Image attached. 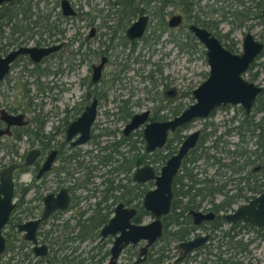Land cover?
<instances>
[{"label":"flooded vegetation","instance_id":"flooded-vegetation-1","mask_svg":"<svg viewBox=\"0 0 264 264\" xmlns=\"http://www.w3.org/2000/svg\"><path fill=\"white\" fill-rule=\"evenodd\" d=\"M24 1L28 5H19L18 2ZM134 1L135 0H112L105 10L106 14L104 17L109 21L115 19L113 21L114 26L113 23L111 25L107 24L105 26V28L108 30L105 46L106 50L105 53L99 57L98 63L102 59L104 61L99 72V77L94 82L91 81L93 72L92 68L98 63L90 65L88 83L90 87H94L103 81V69L108 64L110 57L108 51L118 48L116 52L117 54L114 55H123L124 59L125 57L127 58L131 56L134 51V43L137 40H142L146 33L149 16L146 14L147 11L145 10V7H147L151 2L160 3L157 10L158 13L151 15L153 17L156 16L158 19L157 34H153V38L155 40L154 42H157L159 45L158 49L161 50L159 56L161 58L163 57V59L169 56L170 50H162L165 44H172L174 48L179 49V55L182 53L187 54V48L183 46L184 44L174 40L171 34V29L174 30L183 23V14L189 15V6L194 0H184L187 2V5L184 7L180 4L183 13H169L167 20L164 19L166 14H163V10L167 6L175 5V0H173V2L169 3L168 5L163 4L165 0H136V4H134ZM31 2L32 0H11L0 4V36L3 26L11 24L9 36L5 38L6 44L2 47V44L0 43V57H3L8 52L16 50L20 47L48 48L54 45H58V47L42 56L37 62L31 61L28 54H17L9 63L8 72L0 81V86L7 78V75L14 68H16L17 63L20 62V67L22 68L21 71L25 70L26 66L33 67L32 70L28 71L33 75L34 84L38 85L37 89H39V85H41L38 80L39 75H58L63 73L64 70L67 75L72 77H75L78 74L80 63L83 60L81 57L84 55L80 51L78 31L79 26L76 27L75 24L71 26L72 35L69 36L70 38L68 40L56 39L54 35H62L64 33V30L58 27L61 20H79L87 13H78V10H75V8L72 7L67 0L72 13L64 14L62 6L60 5L61 0H58L56 7L48 6V8L44 10L45 12L41 15L31 11ZM138 5L142 6L139 7ZM212 10L217 11L216 8H212ZM96 11L99 13L101 8H97ZM32 14H36V16L35 19L31 21V23L35 28L38 29L34 30L36 33L32 32L29 35L26 33L28 29L30 30L26 21L29 20ZM17 15L20 16L19 19L16 18ZM174 15L179 16V21L176 25L170 26L169 20ZM53 16L56 17V20H54V22L48 21L49 18ZM140 16L146 17L144 29L139 37L130 39L126 35V30ZM2 19H4V21ZM86 20L87 21L84 26L87 25V27H89V31L84 40L86 39V41H88L96 37L97 31L94 26H90V17H88ZM21 22H23V24ZM205 23L215 25L214 21L204 22L201 20L200 22L197 17H195L194 21L188 22L186 24L188 33L197 42L199 41L189 30V26L196 25L198 27L204 28L203 25ZM117 25L119 26V30H117ZM120 29L122 31V35L120 34ZM40 33L41 37L36 40L33 39V34L39 35ZM161 34H166L167 38L158 41ZM261 42L264 43V41ZM74 43H76V46H73V48L69 50L70 44L74 45ZM199 43L202 44L201 42ZM4 48H6V50L2 51ZM158 49L152 48L148 55L151 56L153 53H157ZM89 51L91 53L93 52L91 50ZM61 56L63 57V60L66 64L65 69L63 70L60 66H58L56 70L50 71L49 67L52 64L53 59H59ZM137 56L138 55L136 54L131 59L137 60ZM124 59L122 58V60ZM140 60L144 61L143 59ZM254 61L249 67L253 65ZM145 62L147 64L149 63L147 60H145ZM58 63L60 65V62ZM164 65L166 64L164 63ZM121 71L122 68H117L116 72L119 74L111 75L112 77L110 81L112 83L120 79ZM142 71L143 70L141 69V72L138 73L136 70L135 76L140 81L139 83L143 82V80L152 83L149 71L146 73H143ZM20 79V77L13 78L12 81L14 83L10 86V88H20L24 92H28L29 90L26 88V86L29 85L28 81L21 79L20 82ZM70 83L71 84L61 83L58 86V89L64 88L63 92H67V90L70 88V85L73 86V80ZM51 85L52 84H50L48 87L40 86L41 89L39 90H42V88H54V86ZM129 85H131L130 89H132L134 92L137 91L138 88L136 86H133L132 84ZM110 88L111 85L108 84V86L105 85V87H102V89L99 91L92 90L86 92L82 99H80V101L77 102L75 106L63 107L61 112H59L62 114V117L60 118L56 117L57 114L55 115L56 111L52 110L53 108H51V110L41 117V121H38L26 118L27 108H23V110L13 113L15 108L1 106L0 109H4L9 114H22L23 117L21 120L24 123L9 125L7 128L9 133H4L0 136V140L3 138L9 140L10 143L6 146V149L9 154L12 155V157L9 158L7 162L0 166V170L8 165H15L11 171L12 189L10 202L13 206L9 212L6 223L1 228V235L3 236V228L7 225H10V227L13 229V241L16 243L13 245L10 244L9 241L6 242V239L3 236L4 249L0 256L6 250H10L12 254L9 260L13 261V264H17L23 259L28 262V264H85V262L87 264H107L111 258L110 248L113 245L114 238L118 236L120 232L116 230L113 234L107 233L102 236L100 234V230L109 222L110 219L114 217L115 208L117 205H121L122 208H131L134 210L133 215L129 219L131 224H145L142 221L145 215L151 217V220L154 218L149 212L144 210L142 205L143 196L148 191L147 188H145V185L148 183V181H151L154 186V180L150 179L144 182H137L132 179L133 172L136 168L143 165H148L144 163V154L146 155L147 153L150 155V164L155 163L157 158L169 155L167 153L159 155V153L161 150L170 146L171 141L175 140L174 138L178 136L177 134L179 131L187 127L189 128L190 125L199 120L205 121L206 118H209L214 114V112L218 110H223L226 112L229 108L238 106V110H240V119L237 121L236 126L232 124L235 122L236 118V116L233 114L227 118H224L218 123H207L203 124V126H200L199 128L189 129L186 135L194 130H197L198 134L194 145L189 148L186 154L183 156L177 173L172 179V197L170 200L169 211L164 216L159 217L162 224L161 236L152 244L148 245L143 254H140V250L145 244L144 240H138L134 244L127 243L123 245L118 252L117 257L115 258V264H243V260L241 259H243V257L246 255L248 257V254V264H264V229L251 226L240 221L232 224L230 222H225L222 218L223 214L231 213L237 206L247 202L259 194L263 185L262 176L264 175V165L257 164L255 161V156L256 154L259 155L261 159L260 161H262L264 160V152L261 150L255 151V144L253 141L257 133H261L262 130L264 131V115L262 114V111L256 110L255 108L256 100L259 96H261L264 88L261 87L262 90L256 96L255 102L249 112H245L239 104L227 103L225 105L219 106L210 111L209 114L204 118L192 119L189 122L183 124L181 127L174 129V131H167L163 146L160 148H155L151 151H147L145 149V141L142 135L145 124L152 121L160 122L173 118L182 109L186 108L195 101L192 96V90L194 88L190 92L193 101L185 107L182 106L179 107V109H175V106L170 108V99H167L166 104L163 106H155V101L158 99V97L155 94V86H152L153 94L150 96V98H145V102L140 103L141 109L137 113L128 112L127 105H129V102L124 99L119 100L118 95L115 94L111 99V102L117 108L115 113L116 119L123 120V125L120 127L119 132L115 128L105 129L106 135L120 133V136L116 140H111L108 145H103V147L100 148L101 155H99L98 160L99 164L101 163L105 166L109 164L111 160L115 161L116 159H114V156L121 154L119 148L122 146H126L130 153L136 152L130 155V159L123 158L119 164H115L114 166H111L109 170H107V172L113 173L115 178H117L118 174L120 173L131 186L128 187L127 184H121L117 182L112 185V181L109 178L107 179L109 185L100 189L101 195L97 200H95V196L97 192H99L93 181L95 178V166L90 164L88 159L81 163L76 159V157L78 155L79 147L90 143L95 138L92 134V129L94 127L97 107L104 102L105 94ZM127 88L128 87H126V89ZM161 92L171 96L174 94L175 90L173 87H170L168 90L162 89ZM93 99L96 102L95 115L90 125L89 136L83 143L73 144V142L79 137V133L77 132L69 139H66L67 127L84 112L85 108L90 105ZM117 104L120 105L117 106ZM160 108L161 110L169 108L167 117L157 115ZM143 112H146L144 121L136 128L125 134L123 131L126 124L130 122L131 118L135 114H140ZM256 112L261 114L258 122H255L254 120ZM35 122H37L36 124L38 125H35ZM46 122L49 123L48 129L46 132H42L41 129L44 123L46 124ZM257 123L258 125H263V129L256 128ZM32 126H34V128L31 129ZM5 127L6 123L0 119V128L4 129ZM206 129L209 130L205 131ZM221 129L222 132L220 131ZM257 130L258 132H256ZM232 134H235L237 142L233 144L231 149H228L226 147L227 145L230 146V142L227 139H229ZM136 136H138L139 141L133 138ZM185 136H183V139ZM22 137L25 138L27 144L25 148L22 145ZM57 137L60 138V141H56L54 145H50L54 138ZM210 138L212 139L208 140ZM135 141L136 143L140 142L142 149L136 146ZM181 141L182 140L179 141V144ZM207 141H209V144H207ZM250 146L254 147V149L250 148ZM139 149L142 151L141 154H137ZM105 150L107 151L105 152ZM30 151H37V153L29 163L25 164V157ZM67 151L69 152L66 154ZM175 152L176 150L172 152L171 155H173ZM89 153L90 152L87 151L84 154L85 157ZM47 159H49V164L42 170ZM209 168H214L211 174H208ZM152 169L153 174L157 175L159 170L155 171L153 167ZM131 170L132 173L129 176L128 174ZM179 171H182L183 174H179ZM225 173H227V175ZM182 179L184 182H182ZM48 181L53 182L54 185L49 189L46 186V182ZM231 182L233 183L232 188H230L229 185ZM257 186H259L258 189ZM61 190H64V193L67 197L66 206L63 208L56 207L52 209V211H50L45 218L39 221L33 232V237L35 240L34 243L32 240L26 239V231L20 230L18 226L38 219L42 215L43 209L47 203L50 205L58 204L54 202V198L58 193L61 192ZM76 190H80L84 192V194L80 197H76L73 194ZM182 193H184V195H182ZM47 196L50 197L48 198ZM216 196H219V199L215 198ZM182 199L183 201H181ZM59 200L60 199H57L56 202H59ZM90 200H93L92 204ZM78 203H81L84 206L80 207V209L77 211V214L72 216L75 217L76 220L82 218L81 220L76 221L77 234H75L74 237H70L69 235L65 234L63 242L65 243L72 238H77V240L81 241L89 238H98V243L96 246L88 248L90 249V252L89 254L87 253V258H80L79 254H68V256L59 257V252L67 251L68 249L75 253L76 246L70 247L68 245H63L64 243L59 242L58 239L54 241L56 244L50 243L48 237L51 231L50 229L43 230V227L51 221L52 222L50 225L56 226L57 224H54L53 221H57V219L63 217L64 214L70 212L73 207H76ZM184 205H187L188 208L184 213H181V208ZM204 205L206 206L204 207ZM172 206H174V212L178 216L177 223L165 220V217L171 213ZM88 211H91V213H88ZM190 211L198 212L200 214L211 212L213 216L210 218L201 219L194 223V217ZM222 224H226L227 228L222 230ZM168 225L172 227V231L178 228L183 231L181 239H171L170 237L166 238L164 236V226ZM63 229H68V231L70 230V228H66V226H64ZM240 232H245L247 235L250 234L249 240L242 243L240 241L241 239L237 237ZM14 235H16V237ZM197 236H206V239L201 244L187 252H184L183 249L179 247V242L187 241ZM214 238H218V242L223 244H220L222 246L216 244L217 246H215L214 252L211 254V250L214 247ZM104 240L109 241V245L107 248L101 250V243ZM249 243H252L250 250L247 248ZM42 245L44 246L43 253H41V249H33L34 246L41 247ZM209 246H211V248H209ZM95 247L97 252L93 253V251H95ZM220 247H223V249L221 250ZM132 248H136V252H134V254L131 253V255L124 260H120L122 253L127 249L131 250ZM138 258L141 260L136 262ZM29 260L32 261V263H30ZM8 263L9 261L7 264Z\"/></svg>","mask_w":264,"mask_h":264},{"label":"rangeland","instance_id":"rangeland-1","mask_svg":"<svg viewBox=\"0 0 264 264\" xmlns=\"http://www.w3.org/2000/svg\"><path fill=\"white\" fill-rule=\"evenodd\" d=\"M112 0H68V2L71 4L72 7L75 8V10H78V13L85 14L83 18H80L79 20H70V21H64L61 20L60 25L58 26L60 29L64 30V33L62 35H54L56 39H64L68 40L72 35V29L71 26L75 24V26H79V44H80V51L84 55L81 57L83 60L80 63L78 74L75 77L69 76L65 72V61L63 60V57L61 56L59 59H53L52 64L49 67V70H56L58 66L61 67V69L64 70L63 73L60 74H54V75H39V82L41 85H39V89L41 87H48L50 84L54 86V88H42V90L37 89L38 85L34 84L33 75L28 71L32 70V66H26L25 70L21 71V62L17 63V67L14 68L8 75L7 78L2 82V85L0 86V108L2 107H13L15 108L14 112H18L20 110H23V108H27L26 118L32 119V120H38L41 121V117L44 116L51 108L52 110H55L57 114L56 117L60 118L62 117L61 112L62 108L67 106H75L77 102L82 99L83 95L92 90L99 91L102 89V87H105V85L108 86V84L111 85V88L106 92L105 99L102 104H100L97 107V113L96 118L94 122V127L92 129V134L95 137L93 141L90 143L85 144L84 146L79 147L78 155L76 159L80 161L81 163L84 162V160L88 159L90 161V164L95 166L94 170V183L97 187V192L95 200L98 199V197L101 195L100 189L104 186L109 185V182L107 179L110 178L112 181V185L117 182L121 184H127L128 187L131 185L128 181H126L123 176L119 173L118 177L115 178L114 174L111 172H107V170L110 169L111 166H114L115 164H119L120 161L125 159H130V155L134 154L136 152H129L126 146H122L119 148V151L121 152L120 155L114 156L115 161H112L107 164L106 166L103 164H99V155L100 154V148L110 143L111 140H116L120 133L112 134V135H106L105 129H112L115 128L119 132L120 127L123 125V120L116 119V111L117 108L114 106L111 102V99L116 94L118 95V99H124L129 102V105H127L128 112L131 113H137L141 109L140 103L145 102V98H150L152 93V86H155V94L158 97V99L155 101V106H163L166 104L167 99H170L171 106L170 108L175 106V109H179V107H185L189 103L193 101L191 97V90L195 87H197L207 76L208 66L205 61L204 57V47L202 44L197 42L187 31L186 24L188 22H192L195 20V17H197L200 22L203 20L204 22L208 21H214L215 25H212L210 23H205L203 27L207 29L211 34L215 35L221 44L231 51L232 53L239 54L241 52V40L242 37L246 32H249L255 39L259 41H264V20L260 16V12L262 9H264V0H194L192 4L189 6L190 13L189 15L183 14L184 21L183 23L176 29L172 30V36L176 42H180L181 44H184L187 48V54H181L179 55L178 51L179 49H176L172 46V44H165L163 47V51L170 50L169 56L164 58H161L159 45L157 42H154L153 34H157V21L158 19L151 15L154 13H158V6L160 3H149L147 7H145V10L147 11L146 14L149 16V22L148 27L146 30L145 35L143 36L142 40H137L134 43V51L131 54L130 57H123V55H114L117 54V49H112L108 51L110 54L108 64L103 69V81L95 85L94 87H90L88 85L89 83V74H90V65L91 64H97L99 61V57L102 56L105 53L106 50V37H107V28L105 26L111 25L113 23L114 26V20H106L104 17L105 10L107 9L108 5L110 4ZM136 0L134 1V4ZM23 4L28 5L25 1ZM32 5L31 11L36 12L38 14L44 13L45 9L48 8V6H57L58 0H32L30 3ZM34 4V5H33ZM139 4V3H138ZM7 6V5H5ZM141 7L142 5H138ZM97 8H101V11L98 13L96 11ZM212 8H216L217 11H213ZM3 9V8H2ZM56 11V10H55ZM1 12V10H0ZM169 13H183L180 1L175 0V5L173 6H167L163 10V14H166L164 17L165 20H167V16ZM36 14H32L29 18V20L26 21L27 25L29 26L30 30H27V34H31L32 32L36 33V29L31 23L33 19H35ZM90 17V26H94L96 29V37L86 41L84 38L87 36V33L89 31V27L84 26L86 24V19ZM19 15L16 16L17 19H19ZM111 19V18H110ZM4 21V19H2ZM1 20V21H2ZM56 20V17H50L48 21L54 22ZM6 21V20H5ZM131 21V20H130ZM129 21V22H130ZM12 23V22H11ZM23 24V22H21ZM19 23V24H21ZM4 24V23H3ZM202 24V23H201ZM200 24V25H201ZM11 24L4 25L2 28V33L0 36V43L3 47L6 44V37L9 36V30H10ZM32 27V28H31ZM42 30V29H41ZM117 30H119V26L117 25ZM168 32V31H167ZM42 33V32H41ZM41 33L33 34V39H38L41 37ZM120 34L122 35V31L120 29ZM166 34H161L159 36L158 41H161V39L167 38L164 37ZM73 46H76V43L70 44L69 50L73 48ZM182 47V46H181ZM158 49L157 53H153L151 56L148 55L151 52V49ZM6 48L2 49V51H5ZM93 51L92 53L89 51ZM103 52V53H101ZM4 53V52H1ZM101 53V54H100ZM137 56V60H132L131 58L135 55ZM125 55V53H124ZM122 58L124 60H122ZM143 59L144 61L140 60ZM189 59V61H188ZM147 60L149 63L147 64L145 62ZM60 62V65L59 63ZM164 63L166 65H164ZM44 67V66H43ZM117 68H122V71L120 73V79L116 82H111V75L113 74H119L116 72ZM146 73L149 71V74L152 79V83L149 81L143 80V82L139 83L140 81L135 76L136 70L138 73L141 72ZM66 74V75H65ZM20 77L22 80H27L29 85L26 86L28 88V92H24L20 88H14L11 89L10 86L14 83L12 81L13 78ZM243 78H245L247 81L252 82L255 85H259L262 88H264V50L262 53L255 59L253 65L247 69V71L242 75ZM74 78V79H73ZM20 79V82H21ZM73 80L74 84L73 86L70 85V88L67 90V92H63V89H58V86L62 84H71L70 82ZM129 82V83H127ZM129 84H132L133 86H136L138 89L136 92H134L132 89H130ZM51 85V86H52ZM41 86V87H40ZM57 86V87H56ZM126 87H128L126 89ZM170 87H173L175 92L171 96H168L161 92V90H168ZM121 95V96H120ZM165 99V100H164ZM261 101L264 103V89L260 96ZM120 104H117L119 106ZM238 106H234L233 108H229L226 112L223 110H218L214 112L212 116L209 118H206L205 121L199 120L188 128H184L183 130L178 132V136L175 137V140H172L170 143V146L166 149H163L160 151L159 155L163 154H169L165 155L164 157H159L156 159L155 163L150 164L149 161L151 160L150 155L146 153L144 154L145 158V164L151 165L155 171H158L160 166L163 165L164 161L174 152L177 150L179 146V141L183 139V136H185L189 129L192 128H199L200 126H203V124L207 123H218L224 118H227L231 115H235V122L234 126H236L237 121L240 119V110H238ZM169 108L162 109L160 108L159 112L157 113L158 116L167 117ZM59 113V114H58ZM262 114H264V111H262ZM261 116L260 113L256 112L254 116L255 122H258L259 117ZM37 122H35V125ZM56 123V122H55ZM34 125V124H33ZM40 126V125H39ZM49 123H44L42 127V132H46L48 129ZM209 127V126H208ZM34 128V126L31 127V129ZM209 129H206L205 131H208ZM222 132V129L220 130ZM258 132V130L256 131ZM134 139H138V136L133 137ZM213 138V137H212ZM212 138L208 139L211 140ZM257 137H255L253 143ZM23 147H26V141L25 138L22 137ZM230 146L227 145L226 148L231 149L233 144L237 142L235 134H232L229 139ZM56 141H60V138H54V140L50 143V145H54ZM137 141V142H138ZM262 142V141H261ZM9 140L3 138L0 140V166L7 162L9 158L12 157L11 154L6 149V146L9 144ZM137 147L141 148V144L136 143ZM207 144H209V141H207ZM250 148L254 149V147L250 146ZM142 149V148H141ZM89 151L90 153L85 157V153ZM107 150H105L106 152ZM20 152V151H19ZM69 151L66 152V154ZM141 150H138L137 154H141ZM170 152V153H168ZM148 157V158H147ZM225 162V161H224ZM73 164V163H71ZM214 168L208 169V174H211ZM132 170L129 172V176L131 175ZM179 174H183L182 171H179ZM227 175V173H225ZM76 176V175H75ZM79 176V175H78ZM112 178V179H111ZM55 181V180H54ZM182 182L184 180L182 179ZM230 188H232L233 183L231 182ZM46 186L49 189L50 187H53V182L48 181L46 182ZM154 186L151 181H148L146 183L145 188L147 190L152 189ZM74 196L80 197L84 194V192L80 190H76L74 193ZM116 194V193H114ZM215 198L219 199V196H216ZM79 199V198H78ZM183 201V199L181 200ZM91 204L93 200H90ZM84 206L81 203H78L76 207H73V209L70 212H67L63 215V217L57 219V221H53L54 224H57L56 226L50 225L51 222L46 224L43 227V230H49L51 233L49 234V241L52 244H56L54 241L57 239L59 242L64 243V235L67 234L70 237H74L75 234H77V226L75 217H72L77 214V211L80 209V207ZM206 205H204L205 207ZM88 213H91V211H88ZM151 220V217L148 215L144 216L143 223H148ZM84 224V221H83ZM64 226L66 228H70L64 230ZM227 228L226 224L221 225V229L224 230ZM166 230L172 231L171 226H167ZM247 233V232H246ZM2 234L4 238L6 239V242H10V244L15 245L16 243L13 241V229L10 227V225H7L3 228ZM218 235V233H217ZM245 234V232H240L237 237H239L242 243L246 242L250 238V234ZM16 237V235H14ZM98 238L96 239H84V240H77V238H72L68 241H66L63 245H68L70 247H75V253L73 251H70L69 249L67 251H61L58 253V256H68L79 254L80 258H87L91 247L96 246L98 243ZM109 241L104 240L101 243V250L104 248H107ZM216 244H223L218 242V238H214L213 241V248L211 250V254L214 252ZM252 243L248 244V249L250 250V246ZM162 245V243H161ZM222 246V245H220ZM211 248V246H209ZM222 250L223 247H220ZM87 250V251H86ZM70 251V252H69ZM86 251V252H84ZM97 252V249L95 247V251ZM136 252V248H132L131 250L127 249L125 252L122 253L120 260H124L125 258L129 257L131 253L134 254ZM88 253V254H87ZM12 252L10 250H6L1 256H0V264H13V261L9 260ZM243 254V253H242ZM247 254V253H246ZM249 257V254H248ZM247 255L243 257V264H248ZM211 259V258H209ZM214 259V258H212ZM30 263L32 261L29 260ZM17 264H28L24 259L17 263ZM85 264H87L85 262ZM251 264V263H249ZM259 264V263H258Z\"/></svg>","mask_w":264,"mask_h":264},{"label":"water","instance_id":"water-1","mask_svg":"<svg viewBox=\"0 0 264 264\" xmlns=\"http://www.w3.org/2000/svg\"><path fill=\"white\" fill-rule=\"evenodd\" d=\"M11 0H0V4ZM63 13H72L67 0H61ZM261 18L264 19V10L261 11ZM146 17H138L126 30L128 38L132 39L139 37L144 29ZM179 21V16L174 15L169 20V25H176ZM189 30L205 47V59L208 66V75L196 88L192 90V96L195 100L193 103L182 109L173 118L160 122H149L143 128V139L145 141V149L147 151L154 150L163 146L167 131L181 127L183 124L195 118H204L213 109L230 104H239L245 112H249L255 102L256 96L261 92L262 88L258 85L247 81L242 75L247 71L250 64L263 51L264 43L255 39L249 32H246L241 40V52L239 54L232 53L226 49L221 42L212 35L209 31L196 25L189 26ZM58 45L48 48L36 47H20L10 51L3 57H0V81L8 72L9 63L14 57L19 54H28L33 62H37L42 56L56 49ZM103 59L93 66L91 81H95L99 77V72L103 64ZM96 102L93 99L84 112L67 127L66 139H69L75 133H79L77 140L73 144L83 143L89 136L90 125L94 119ZM22 114L12 115L4 109H0V119L6 123L4 129L0 128V136L8 132V126L11 124L24 123ZM146 117V112L135 114L129 123L126 124L124 133L136 128L141 124ZM198 131L194 130L182 139L176 152L168 157L164 164L160 167L157 175L153 174V169L149 165H143L134 170L132 179L137 182H144L150 179L154 180V188L148 190L142 199V205L145 211L149 212L154 218L145 224H131L130 217L134 210L131 208H122L117 205L115 215L109 222L104 225L100 234L104 236L107 233H114L118 230L120 233L114 238L113 245L110 248L111 258L107 264H115V258L121 247L127 243L134 244L138 240H144L145 244L140 250L143 254L146 247L152 244L161 236L162 224L159 217L168 213L170 200L172 197L171 182L180 166L183 156L187 150L191 148L196 140ZM37 151H30L25 157V164L29 163ZM50 159V158H49ZM49 159L45 162L42 170L49 164ZM15 165H8L0 170V254L4 249V238L1 235V228L6 223L12 204L11 197V171ZM263 185L259 194L247 202L237 206L231 213L223 214L222 218L225 222L242 223L260 227L264 229V175ZM48 198L50 196H47ZM60 199L59 202H56ZM54 202L58 204L45 205L42 215L35 220L19 225L20 230H25V238L32 240L34 243L33 232L40 220L45 218L47 214L56 207L63 208L66 206L67 197L64 190L54 198ZM194 217L193 222L196 223L201 219L210 218L213 216L211 212L200 214L190 211ZM206 239V236H197L193 239L179 242V247L184 252L198 246ZM34 250L41 249L44 251V246L33 247ZM141 259L138 258L136 262Z\"/></svg>","mask_w":264,"mask_h":264},{"label":"trees","instance_id":"trees-1","mask_svg":"<svg viewBox=\"0 0 264 264\" xmlns=\"http://www.w3.org/2000/svg\"><path fill=\"white\" fill-rule=\"evenodd\" d=\"M181 3V6H186L187 5V2L186 1H184V0H179ZM171 2H173V0H165L164 2H163V4L164 5H168L169 3H171ZM19 3V5H21V4H23V2H18ZM255 108H256V110H259V111H264V103L261 101V99H260V96L257 98V100H256V103H255ZM264 115V114H263ZM263 126V125H262ZM261 125H258V123H257V125H256V128H262L263 129V127H262ZM263 133H264V131L262 130L261 131V133H257V135H256V141H255V151H259V150H261L262 152H264V140H263ZM177 137V136H176ZM262 141V142H261ZM258 154H259V152H258ZM262 158V157H261ZM264 159V158H263ZM261 159H260V157H259V155H257L256 154V156H255V161H256V163L257 164H262V165H264V160H262V161H260ZM182 167H183V165H182ZM176 182V181H175ZM258 187L259 186H257V189H258ZM182 195H184V193H182ZM188 208V206L187 205H184L182 208H181V213H184L185 211H186V209ZM177 219H178V216L176 215V213L174 212V206H172V208H171V213L169 214V215H167L166 217H165V220L166 221H171V222H173V223H177ZM166 227L167 226H164V228H165V230H164V236L166 237V238H171V239H181V236L183 235V231L181 230V229H176V230H174V231H172V232H170V231H168V230H166Z\"/></svg>","mask_w":264,"mask_h":264}]
</instances>
